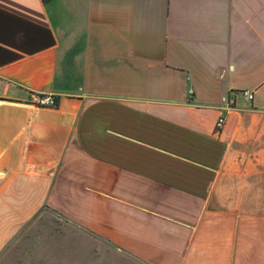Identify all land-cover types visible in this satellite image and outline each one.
I'll return each mask as SVG.
<instances>
[{
    "label": "crops",
    "instance_id": "obj_1",
    "mask_svg": "<svg viewBox=\"0 0 264 264\" xmlns=\"http://www.w3.org/2000/svg\"><path fill=\"white\" fill-rule=\"evenodd\" d=\"M42 209L146 264H264V0H0V264Z\"/></svg>",
    "mask_w": 264,
    "mask_h": 264
},
{
    "label": "rangeland",
    "instance_id": "obj_2",
    "mask_svg": "<svg viewBox=\"0 0 264 264\" xmlns=\"http://www.w3.org/2000/svg\"><path fill=\"white\" fill-rule=\"evenodd\" d=\"M13 242L4 250L7 264H146L45 209L26 224ZM44 242L55 246L45 249Z\"/></svg>",
    "mask_w": 264,
    "mask_h": 264
},
{
    "label": "built area",
    "instance_id": "obj_3",
    "mask_svg": "<svg viewBox=\"0 0 264 264\" xmlns=\"http://www.w3.org/2000/svg\"><path fill=\"white\" fill-rule=\"evenodd\" d=\"M189 92H191V90H189ZM241 92L247 98H252V96H253V93L250 90L243 89ZM220 100H221V103H222V105L220 107V114L218 115V117H217V119L215 121V126L217 128H220L222 126V124L225 121V117H226L227 112L232 107H234L235 101H236L235 94H234V92H230L228 94H223L221 96ZM38 102L42 103V104H49V105H55L56 104V101L53 98L49 97V96H40L39 99H38Z\"/></svg>",
    "mask_w": 264,
    "mask_h": 264
},
{
    "label": "trees",
    "instance_id": "obj_4",
    "mask_svg": "<svg viewBox=\"0 0 264 264\" xmlns=\"http://www.w3.org/2000/svg\"><path fill=\"white\" fill-rule=\"evenodd\" d=\"M44 2H48L49 0H43Z\"/></svg>",
    "mask_w": 264,
    "mask_h": 264
}]
</instances>
